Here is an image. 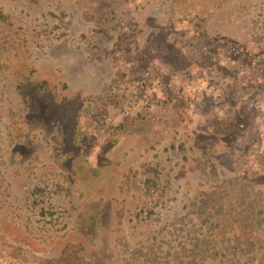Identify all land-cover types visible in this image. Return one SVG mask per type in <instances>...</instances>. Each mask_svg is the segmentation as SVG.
<instances>
[{
	"label": "rangeland",
	"instance_id": "374dc122",
	"mask_svg": "<svg viewBox=\"0 0 264 264\" xmlns=\"http://www.w3.org/2000/svg\"><path fill=\"white\" fill-rule=\"evenodd\" d=\"M0 13V264H264L215 216L264 207V0Z\"/></svg>",
	"mask_w": 264,
	"mask_h": 264
},
{
	"label": "trees",
	"instance_id": "16d2710c",
	"mask_svg": "<svg viewBox=\"0 0 264 264\" xmlns=\"http://www.w3.org/2000/svg\"><path fill=\"white\" fill-rule=\"evenodd\" d=\"M4 18L6 17L0 13V21L5 20ZM95 106H97V104ZM213 128L216 129L215 131L218 134L225 133L229 130L228 125L219 120L215 122ZM215 212L219 232L223 230L225 233L230 232L233 236V239H228L230 245L235 246V248H238L239 244L244 243L255 245L253 242L255 240L259 241L258 246L264 243L262 241L264 239L257 234H254L255 230L251 229L257 228L256 232H259L260 226L264 223V207L257 208L256 205L242 207V205L232 203L230 199H228L226 202H220V205ZM252 234L254 235L252 236ZM9 247L13 251L21 252L20 254H22L23 259H21L20 262L22 264H89L77 256L75 248H66L62 252L61 257L55 260L37 257L23 248L14 246ZM261 251L262 254L260 255V258L264 261V245ZM1 256L2 253L0 251V257Z\"/></svg>",
	"mask_w": 264,
	"mask_h": 264
}]
</instances>
